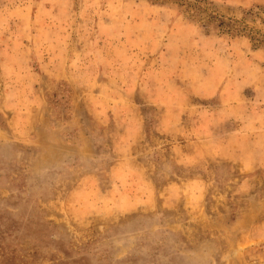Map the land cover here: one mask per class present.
Instances as JSON below:
<instances>
[{
    "label": "rangeland",
    "instance_id": "rangeland-1",
    "mask_svg": "<svg viewBox=\"0 0 264 264\" xmlns=\"http://www.w3.org/2000/svg\"><path fill=\"white\" fill-rule=\"evenodd\" d=\"M0 264H264V0H0Z\"/></svg>",
    "mask_w": 264,
    "mask_h": 264
}]
</instances>
